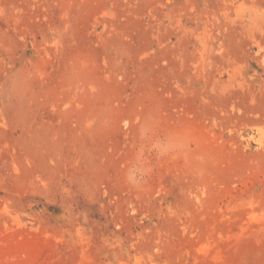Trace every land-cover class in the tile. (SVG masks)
Returning a JSON list of instances; mask_svg holds the SVG:
<instances>
[{
	"label": "rangeland",
	"instance_id": "374dc122",
	"mask_svg": "<svg viewBox=\"0 0 264 264\" xmlns=\"http://www.w3.org/2000/svg\"><path fill=\"white\" fill-rule=\"evenodd\" d=\"M0 264H264V0H0Z\"/></svg>",
	"mask_w": 264,
	"mask_h": 264
}]
</instances>
